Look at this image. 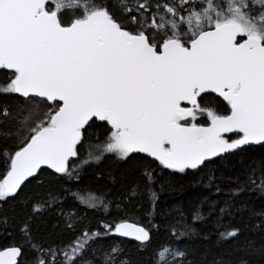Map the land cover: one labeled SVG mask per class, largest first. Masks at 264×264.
Wrapping results in <instances>:
<instances>
[{"label": "trees", "instance_id": "1", "mask_svg": "<svg viewBox=\"0 0 264 264\" xmlns=\"http://www.w3.org/2000/svg\"><path fill=\"white\" fill-rule=\"evenodd\" d=\"M246 2H238L242 12ZM230 3L49 0L47 8L58 12L63 25L106 10L120 27L146 33L159 49L171 38L188 45L201 21H232ZM15 76L0 69V185L15 154L50 125L60 107L17 95ZM199 104L191 123L205 125L211 115L230 113L213 93L202 95ZM111 133L107 122L92 119L66 173L42 169L17 193L0 196V251L21 248L18 264H81V256L92 259L87 264H108L104 251L117 254L119 264H157L159 251L169 245L184 253L172 264H264V144L178 171L141 153L106 149ZM94 199L99 203L93 205ZM125 220L143 225L149 241L118 236L115 225ZM89 242L95 251L85 249Z\"/></svg>", "mask_w": 264, "mask_h": 264}, {"label": "water", "instance_id": "2", "mask_svg": "<svg viewBox=\"0 0 264 264\" xmlns=\"http://www.w3.org/2000/svg\"><path fill=\"white\" fill-rule=\"evenodd\" d=\"M47 2L0 0V68L18 72L12 84L22 98L61 103L52 126L14 156L4 179L8 193L42 169L64 173L92 119L108 121L130 153L175 170L264 144V46L253 37L237 43L236 24L204 30L188 47L169 40L157 51L147 35L120 29L104 10L64 26ZM207 93L229 102L231 113L206 126L176 122L190 118ZM236 133L242 137L221 139ZM114 229L122 238L150 239L132 221ZM21 254L19 247L5 248L0 264H18Z\"/></svg>", "mask_w": 264, "mask_h": 264}, {"label": "rangeland", "instance_id": "3", "mask_svg": "<svg viewBox=\"0 0 264 264\" xmlns=\"http://www.w3.org/2000/svg\"><path fill=\"white\" fill-rule=\"evenodd\" d=\"M233 10V14L237 13L239 11V7L237 5H234L232 7ZM217 21H201L197 27V29L199 30H203V28L208 27L210 25H214L216 24ZM250 34V33H247ZM212 116V115H211ZM119 144V147H118ZM106 149L111 150V149H117L120 152V154H123L124 151L122 149V147L120 146L119 140H118V136L115 132H112L110 135V139L109 141L106 143ZM6 194V188L3 184L0 185V196L5 195ZM99 201L97 200H93L92 204L96 205L98 204ZM85 249H89V250H93L95 251V246L89 242L87 243L85 246ZM107 251L103 252V257H104V261L107 262L108 264H119L121 263V261L118 259V255L114 254L112 251H109L106 254ZM93 253V252H92ZM183 251L182 249H179L178 247H172V246H164L158 253L157 255V264H172L174 262H177L182 256H183ZM92 259L88 258L86 256H81L79 258V262L81 264H87V263H92L91 261Z\"/></svg>", "mask_w": 264, "mask_h": 264}, {"label": "flooded vegetation", "instance_id": "4", "mask_svg": "<svg viewBox=\"0 0 264 264\" xmlns=\"http://www.w3.org/2000/svg\"><path fill=\"white\" fill-rule=\"evenodd\" d=\"M239 1L231 0L230 5H228V11L233 14L232 7L237 5L239 7L237 14L246 19L248 28L260 34V13L262 14L261 19H264V4H260L261 0H250L244 5V12H242V6L238 4ZM261 32L260 39L264 42V25L261 27Z\"/></svg>", "mask_w": 264, "mask_h": 264}, {"label": "bare ground", "instance_id": "5", "mask_svg": "<svg viewBox=\"0 0 264 264\" xmlns=\"http://www.w3.org/2000/svg\"><path fill=\"white\" fill-rule=\"evenodd\" d=\"M163 165V164H162ZM164 166V165H163ZM125 221H128V220H125ZM149 232V231H148Z\"/></svg>", "mask_w": 264, "mask_h": 264}]
</instances>
